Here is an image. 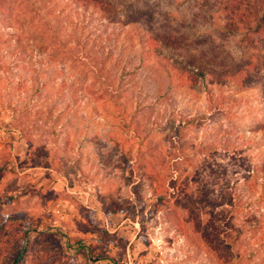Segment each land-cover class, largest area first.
<instances>
[{
    "label": "rangeland",
    "instance_id": "obj_1",
    "mask_svg": "<svg viewBox=\"0 0 264 264\" xmlns=\"http://www.w3.org/2000/svg\"><path fill=\"white\" fill-rule=\"evenodd\" d=\"M204 1L0 0V264H264L263 38Z\"/></svg>",
    "mask_w": 264,
    "mask_h": 264
},
{
    "label": "trees",
    "instance_id": "obj_2",
    "mask_svg": "<svg viewBox=\"0 0 264 264\" xmlns=\"http://www.w3.org/2000/svg\"><path fill=\"white\" fill-rule=\"evenodd\" d=\"M78 6H81L84 9L98 10L101 12H106L109 10L110 5H108V0H74ZM214 5L210 6L204 1V4L201 6L203 8L209 9L210 12H213L214 16L220 14L223 15V18H217L215 21L223 20V27L225 31L231 29H237L242 32L245 36L252 35L254 40L256 38H263L264 45V0H213ZM84 47L80 46V43H77L75 46L64 45V52L67 55H70L74 58V61L85 65L90 66L94 70H98L99 67L101 71L105 70L104 62L92 57L90 54L82 53ZM243 72V70L240 69ZM199 74L203 72L199 71ZM260 131L264 135V123L260 127ZM176 167V164H175ZM261 175L264 176V160L261 163L259 171ZM174 173H170L167 178H172ZM261 175L256 176L261 177ZM256 183L258 181H255ZM254 183V185L256 184ZM253 184V183H252ZM230 247V246H229ZM27 257V248L18 252L11 261V264H25Z\"/></svg>",
    "mask_w": 264,
    "mask_h": 264
}]
</instances>
